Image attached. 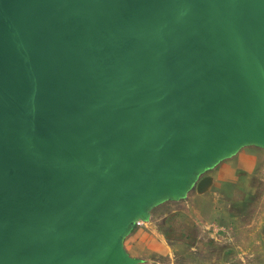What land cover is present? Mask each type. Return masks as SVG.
Here are the masks:
<instances>
[{
	"label": "water",
	"instance_id": "water-1",
	"mask_svg": "<svg viewBox=\"0 0 264 264\" xmlns=\"http://www.w3.org/2000/svg\"><path fill=\"white\" fill-rule=\"evenodd\" d=\"M263 102L264 0H0V264H70L129 182Z\"/></svg>",
	"mask_w": 264,
	"mask_h": 264
},
{
	"label": "rangeland",
	"instance_id": "rangeland-1",
	"mask_svg": "<svg viewBox=\"0 0 264 264\" xmlns=\"http://www.w3.org/2000/svg\"><path fill=\"white\" fill-rule=\"evenodd\" d=\"M248 120L234 117L126 185L110 213L143 222L132 264H264V141L251 147ZM207 152L217 158L200 163Z\"/></svg>",
	"mask_w": 264,
	"mask_h": 264
},
{
	"label": "crops",
	"instance_id": "crops-1",
	"mask_svg": "<svg viewBox=\"0 0 264 264\" xmlns=\"http://www.w3.org/2000/svg\"><path fill=\"white\" fill-rule=\"evenodd\" d=\"M250 123L252 125H248L249 130L255 136L254 142H252L253 146L251 145V147L255 148L258 145L257 139L264 141V102L260 110L250 114ZM204 146L207 147L206 144ZM192 151L195 152V150ZM215 155L214 153L210 154V152H207L205 155L207 159L200 160V163L204 161L213 162L214 160L212 161L210 158H217ZM176 157L175 159H177ZM188 158L192 159V156L185 154L183 160ZM181 161H176L178 163L175 162L174 164L178 167ZM220 161V164L217 166L219 169L223 167V160ZM141 188L142 186L135 185L132 192H141ZM126 193H128V190ZM128 210L132 211V209ZM110 211L104 215L102 226L98 231L99 239L84 236L79 241L66 242L62 245V250L70 264H132L134 255L131 254V251H136L137 247L143 244V240L139 237L140 235L132 233V230L135 225H142L143 222L141 220H136L133 223H130L128 220L119 221ZM132 213L134 214V212ZM39 264L49 263L43 260Z\"/></svg>",
	"mask_w": 264,
	"mask_h": 264
},
{
	"label": "bare ground",
	"instance_id": "bare-ground-1",
	"mask_svg": "<svg viewBox=\"0 0 264 264\" xmlns=\"http://www.w3.org/2000/svg\"><path fill=\"white\" fill-rule=\"evenodd\" d=\"M207 136V135H206Z\"/></svg>",
	"mask_w": 264,
	"mask_h": 264
}]
</instances>
